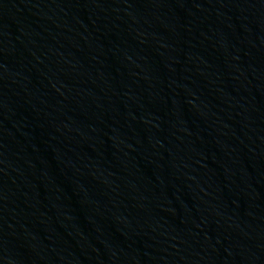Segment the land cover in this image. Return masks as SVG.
<instances>
[{"label": "water", "instance_id": "obj_1", "mask_svg": "<svg viewBox=\"0 0 264 264\" xmlns=\"http://www.w3.org/2000/svg\"><path fill=\"white\" fill-rule=\"evenodd\" d=\"M0 264H264V0H0Z\"/></svg>", "mask_w": 264, "mask_h": 264}]
</instances>
